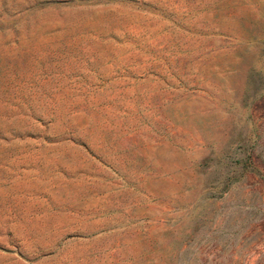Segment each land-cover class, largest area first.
I'll return each instance as SVG.
<instances>
[{
  "label": "rangeland",
  "instance_id": "374dc122",
  "mask_svg": "<svg viewBox=\"0 0 264 264\" xmlns=\"http://www.w3.org/2000/svg\"><path fill=\"white\" fill-rule=\"evenodd\" d=\"M0 264H264V0H0Z\"/></svg>",
  "mask_w": 264,
  "mask_h": 264
}]
</instances>
